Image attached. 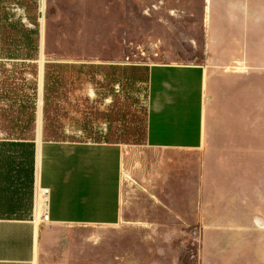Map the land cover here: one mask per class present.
<instances>
[{"label": "crops", "instance_id": "0c3cea01", "mask_svg": "<svg viewBox=\"0 0 264 264\" xmlns=\"http://www.w3.org/2000/svg\"><path fill=\"white\" fill-rule=\"evenodd\" d=\"M192 3L198 15L158 12L164 53L148 67L145 146L129 191L122 143L41 139V65L31 174L29 156L23 165L22 153L2 147L14 138L0 129V264H79L77 238L125 236L129 229L120 226L128 211L135 237L178 235L175 221L192 226L203 264L210 238L264 242V0ZM174 17L195 20L186 42L172 37ZM40 21L42 45V13ZM19 155L26 169L20 184L11 179L19 166L9 165ZM40 189L48 190L42 218L73 230L68 240L52 244L62 236L46 234L32 219L39 217Z\"/></svg>", "mask_w": 264, "mask_h": 264}, {"label": "rangeland", "instance_id": "374dc122", "mask_svg": "<svg viewBox=\"0 0 264 264\" xmlns=\"http://www.w3.org/2000/svg\"><path fill=\"white\" fill-rule=\"evenodd\" d=\"M193 1L109 0L106 5V0H0V126L12 125L15 135L38 134L42 65L41 139L122 143L128 150L123 182L126 190L133 189L135 157L145 146L148 67L122 65L125 45L161 41L165 24L158 12L198 15ZM194 23L191 17H174L177 36L172 37L186 42ZM44 215L32 219L46 234L62 236L53 237L52 244L73 234L49 226ZM134 217L128 211L120 226L129 229L125 236L78 237L79 264H86V258L87 264H203L201 241L192 226L175 221L178 235L135 237L130 231ZM210 239L204 264H264L263 238Z\"/></svg>", "mask_w": 264, "mask_h": 264}, {"label": "built area", "instance_id": "2783aa9c", "mask_svg": "<svg viewBox=\"0 0 264 264\" xmlns=\"http://www.w3.org/2000/svg\"><path fill=\"white\" fill-rule=\"evenodd\" d=\"M126 54L122 65L151 67L160 63L163 53L161 41L129 42L125 45ZM44 199L48 198V190L40 189L39 193Z\"/></svg>", "mask_w": 264, "mask_h": 264}, {"label": "trees", "instance_id": "16d2710c", "mask_svg": "<svg viewBox=\"0 0 264 264\" xmlns=\"http://www.w3.org/2000/svg\"><path fill=\"white\" fill-rule=\"evenodd\" d=\"M12 122V121H11ZM12 125L6 128H2L0 126V129L7 133L8 135L12 136L14 138V140L9 141V142H5L2 144V147L11 149L13 151H18L19 154H23L24 155V162L23 165H26V161H25V157L28 155L29 156V166H30V174H31V170H32V166H33V154H34V149H35V145L34 143L31 141L32 138L34 137V134L32 136L28 135H15L12 132ZM146 128H147V116H146V122H145V137H146ZM9 129V130H8ZM110 142H116V141H110ZM27 154V155H26ZM19 161L16 162L17 160V156H14V161L9 162V165L14 166V165H18L19 168L18 169H12V173H11V179L14 183L15 180L17 179V183L20 184L22 181V177L23 180L26 181V169L25 166L23 168L20 167L21 163H20V155H19ZM15 171V173H14ZM16 192V191H15ZM16 208V206H15ZM12 213V211H11Z\"/></svg>", "mask_w": 264, "mask_h": 264}, {"label": "bare ground", "instance_id": "6f19581e", "mask_svg": "<svg viewBox=\"0 0 264 264\" xmlns=\"http://www.w3.org/2000/svg\"><path fill=\"white\" fill-rule=\"evenodd\" d=\"M46 210V199H44L40 194L39 197L37 198V203H36V212L37 215H41L42 213H45Z\"/></svg>", "mask_w": 264, "mask_h": 264}, {"label": "water", "instance_id": "95a60500", "mask_svg": "<svg viewBox=\"0 0 264 264\" xmlns=\"http://www.w3.org/2000/svg\"><path fill=\"white\" fill-rule=\"evenodd\" d=\"M41 16V15H40Z\"/></svg>", "mask_w": 264, "mask_h": 264}]
</instances>
